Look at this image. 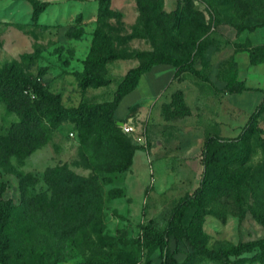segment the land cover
<instances>
[{"label": "rangeland", "instance_id": "obj_1", "mask_svg": "<svg viewBox=\"0 0 264 264\" xmlns=\"http://www.w3.org/2000/svg\"><path fill=\"white\" fill-rule=\"evenodd\" d=\"M38 1L46 5L35 20L30 0H0V72L40 84L67 108L114 99L141 62L99 64L113 50L156 47L188 58L201 76L187 73L192 84L183 93L191 111L184 118L164 119L169 92L151 107L137 89L111 115L98 116L91 134L79 135L71 120L56 129L45 123L38 145L11 135L19 118L0 99V173L4 197L15 204L0 264H162L144 230L163 232L178 201L201 185L210 136L218 138L212 172L186 224L212 250L264 239V113L249 124L264 96V63L249 62L264 44V0H113L103 21L100 0ZM137 24L145 31L131 37ZM110 120L142 132V143L125 135L142 148L125 172L107 170L125 156ZM223 169L240 175L239 182L228 183ZM111 189L122 195L111 198ZM169 248L178 264H225L178 236ZM231 260L264 264L259 249Z\"/></svg>", "mask_w": 264, "mask_h": 264}, {"label": "trees", "instance_id": "obj_2", "mask_svg": "<svg viewBox=\"0 0 264 264\" xmlns=\"http://www.w3.org/2000/svg\"><path fill=\"white\" fill-rule=\"evenodd\" d=\"M30 1L34 6V19L38 20L46 4L38 0ZM112 1L100 0L101 21L104 20L108 6ZM139 7L141 12L146 15L145 7L142 4ZM144 31L145 28H141L137 24L133 28L131 37L143 35ZM146 33L148 38L154 40V36L149 30ZM117 60H138L141 63L137 67L128 70L123 80L118 84L112 101L76 108L65 107L61 102L60 96L49 93L43 86L36 82H32L16 74L0 72V99L6 104L9 111L15 113L19 118V121L15 122L11 127V135L24 143L29 142L28 144H33L34 142V145H38L42 141L38 138V134L45 123L50 125V129H56L67 120H71L74 123L75 130L79 135L82 136L83 133L91 134L97 117L106 114L111 115L118 107L120 101L138 87L142 75L149 72L154 65L173 67L175 70V78L178 80H181L182 75L185 73L197 77L201 76V72L195 69L188 58L175 56L168 51L159 50L156 47L154 50H136L131 52L113 50L97 58V61L101 65ZM249 62L251 65L264 63V44L257 46L251 52ZM87 75H89L88 79H94L93 73L88 72ZM101 81H103V78H100L97 83L99 84ZM190 111L189 106L185 102L184 93L180 90L174 92L171 101L164 104L162 108V114L166 121L184 118L190 115ZM263 113L264 96L257 109L252 113L249 124L256 126L258 119ZM110 122L111 134L113 136H123L122 147L125 156L122 160L110 164L107 170L109 172H125L132 166L135 153L142 148L126 137H130L131 135L126 134L122 127L118 126V120H110ZM217 141L218 138L214 136L206 139L203 150V158L205 161L203 181L196 190L178 201L170 215L166 229L163 232H158L154 228L147 226L144 230L145 243H148L153 251H159L162 264H178L169 248L170 239L176 236L184 239L194 252L204 255L209 259L223 261L225 264H235V261L231 260L232 257L238 258L256 249H259L261 251V257H264V239L242 243L228 249L212 250L197 242L192 232V227L185 222L189 210L198 206L205 197L207 179L212 172V162H209L210 154ZM222 174L231 185H234V183L240 180V175L231 173L227 169H223ZM4 191L5 184L2 181L0 173V261L5 259L6 253L10 248L9 228L15 211V204L12 200L5 199ZM121 195L122 190L111 189L109 191L111 198H117ZM147 264H152L151 260Z\"/></svg>", "mask_w": 264, "mask_h": 264}, {"label": "crops", "instance_id": "obj_3", "mask_svg": "<svg viewBox=\"0 0 264 264\" xmlns=\"http://www.w3.org/2000/svg\"><path fill=\"white\" fill-rule=\"evenodd\" d=\"M191 84L192 82L187 76V73L182 75L181 80H178L175 78V70L173 67L158 65L151 72L142 75L139 85L134 91L137 89L142 90V100H148L146 104L153 107L157 103L156 100L166 95V93L169 92L172 98L174 92L178 90L185 92V88Z\"/></svg>", "mask_w": 264, "mask_h": 264}, {"label": "built area", "instance_id": "obj_4", "mask_svg": "<svg viewBox=\"0 0 264 264\" xmlns=\"http://www.w3.org/2000/svg\"><path fill=\"white\" fill-rule=\"evenodd\" d=\"M122 129L126 134L133 136L134 139H136V141H138L139 143L143 142L142 132H139L135 125L131 122L123 123ZM71 136L73 137L72 133Z\"/></svg>", "mask_w": 264, "mask_h": 264}, {"label": "water", "instance_id": "obj_5", "mask_svg": "<svg viewBox=\"0 0 264 264\" xmlns=\"http://www.w3.org/2000/svg\"><path fill=\"white\" fill-rule=\"evenodd\" d=\"M118 125H120L122 127L123 126V122H118Z\"/></svg>", "mask_w": 264, "mask_h": 264}]
</instances>
